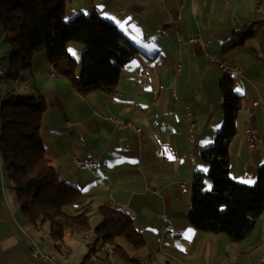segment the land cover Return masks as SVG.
I'll list each match as a JSON object with an SVG mask.
<instances>
[{
    "label": "crops",
    "instance_id": "1",
    "mask_svg": "<svg viewBox=\"0 0 264 264\" xmlns=\"http://www.w3.org/2000/svg\"><path fill=\"white\" fill-rule=\"evenodd\" d=\"M91 12L115 25L136 50L111 93L78 94L67 79L50 75L44 51L34 54L23 80L6 79L10 59L6 65L1 60L13 47L0 30V84H12L6 93L43 97L40 139L58 178L91 196L95 214L106 207L132 218L144 246L134 250L123 240L117 244L138 264H264V209L250 235L236 243L225 234L197 231L187 220L194 181L200 177L205 190L211 187L202 152L223 121L221 62L240 72L230 77L242 98L228 146L229 176L254 184L264 161V0H164L163 5L158 0H65L66 19ZM237 32L252 33L239 47L225 49ZM83 49L80 43L67 45L77 75ZM108 116L132 128L116 130ZM246 128L255 138L253 148ZM74 159L90 163L77 165ZM26 236L54 262L32 260ZM91 243L68 234L54 244L37 233L21 212L0 158V264H130L122 252L100 244L85 258Z\"/></svg>",
    "mask_w": 264,
    "mask_h": 264
},
{
    "label": "trees",
    "instance_id": "2",
    "mask_svg": "<svg viewBox=\"0 0 264 264\" xmlns=\"http://www.w3.org/2000/svg\"><path fill=\"white\" fill-rule=\"evenodd\" d=\"M0 30L13 47L6 79L23 80L32 67L34 54L44 51L55 74L67 79L80 95L111 93L122 66L136 54L116 26L94 12L67 20L65 0H0ZM251 33H235L225 49L239 47ZM70 42L84 47L78 75L77 62L67 51ZM230 76H225L219 86L222 124L212 145L202 152L211 190L204 189L200 177L194 181L187 220L197 231L225 234L236 243L250 235L263 212L264 161L258 166L254 184H239L229 176L228 146L236 133L242 103ZM2 97L0 158L22 214L37 233L54 244L63 243L68 234L91 231V196L61 181L42 148L40 122L46 109L43 97L11 92ZM96 214L102 222L92 230L95 241L89 244L85 258L97 244L124 255L118 240L134 250L144 246L129 215L106 207H100ZM126 258L130 264H138L127 255Z\"/></svg>",
    "mask_w": 264,
    "mask_h": 264
},
{
    "label": "built area",
    "instance_id": "3",
    "mask_svg": "<svg viewBox=\"0 0 264 264\" xmlns=\"http://www.w3.org/2000/svg\"><path fill=\"white\" fill-rule=\"evenodd\" d=\"M163 1L164 0H158V2L161 5H163ZM225 1H228V0H225ZM257 9H259V6H257ZM173 25L175 26L176 34L179 35V31H180L179 22L174 21ZM189 41L191 43H194V42H196V39L193 38V39H190ZM177 67H178V73H179L180 72V66L177 65ZM219 68L223 72V74L224 73H232V74L233 73H240L237 68L229 67L225 62H221L219 64ZM50 75L53 76V71L50 72ZM142 84H144V79H143ZM172 95L174 96L175 94H172ZM190 115H191L190 112H187V116L190 117ZM106 121L110 122L116 130H127L129 128H132V124L130 122L125 121V120H123L121 118H117L115 116H108L106 118ZM193 128H194V124L190 123V129H193ZM249 129L250 128H246L245 129V131H246V141H247L248 147L249 148H253L254 147V143H252L250 141ZM135 132H137V129H135ZM189 138H190V141L192 142L193 135L192 134L189 135ZM74 162L77 165H81L83 163H90L89 161L82 162V161H79L77 159H74ZM179 186H180L181 191L185 192V186H184L183 182H181ZM154 192H156V191H154ZM163 233H164L165 237H169L170 236V233L168 231H164ZM88 240H92V236H90L88 238ZM24 241H25V244L27 246V252H28V254H29V256H30V258L32 260H43V261L54 262V260H52L51 257L48 256V254H43V253L40 252L38 246L36 245L34 240H32L30 237L26 236ZM223 264H227V263H223Z\"/></svg>",
    "mask_w": 264,
    "mask_h": 264
},
{
    "label": "rangeland",
    "instance_id": "4",
    "mask_svg": "<svg viewBox=\"0 0 264 264\" xmlns=\"http://www.w3.org/2000/svg\"><path fill=\"white\" fill-rule=\"evenodd\" d=\"M75 16H73V17H71V18H68L67 20H70V19H72V18H74ZM12 54V53H11ZM11 54H9L8 55V57H7V59H3V60H1V62L3 63V64H8V62H9V59H10V56H11ZM12 87V84L10 83V82H8V83H1L0 84V93H2V94H5L6 93V88H11ZM1 94V95H2ZM25 94V93H24ZM211 190V187L209 188V190L208 191H210ZM93 213V215L90 217V219H89V228H90V230L92 231L95 227H97L101 222H102V217L100 216V215H97V214H95V212H92Z\"/></svg>",
    "mask_w": 264,
    "mask_h": 264
},
{
    "label": "bare ground",
    "instance_id": "5",
    "mask_svg": "<svg viewBox=\"0 0 264 264\" xmlns=\"http://www.w3.org/2000/svg\"><path fill=\"white\" fill-rule=\"evenodd\" d=\"M233 68H234V67H233ZM51 71H53V70L51 69ZM175 72L178 74V67H177V66H176V68H175ZM231 74H232V73H224L225 76H229V75H231ZM55 75H56V74H55V72L53 71V76H55ZM172 94H175V93L172 92ZM2 105H3V97H2V95H1V93H0V109H1ZM117 118H118V117H117ZM137 132H139L138 129H137ZM244 133H245V137H246V131H245ZM249 138H250V141H251L252 143H254L255 138H254V136H253V134H252V132H251L250 129H249ZM75 235L78 236L79 238H81V239H85V240H88V238H89L90 236H92V241H95V236H94L93 234H90L89 232H80V233H76ZM32 240H33V239H32ZM100 246H101V248H102L103 250H108L107 247H106L105 245L100 244ZM48 256L51 257L52 260H54V257H53L52 255L48 254Z\"/></svg>",
    "mask_w": 264,
    "mask_h": 264
},
{
    "label": "snow or ice",
    "instance_id": "6",
    "mask_svg": "<svg viewBox=\"0 0 264 264\" xmlns=\"http://www.w3.org/2000/svg\"><path fill=\"white\" fill-rule=\"evenodd\" d=\"M119 23V22H118ZM120 26L123 28L124 27V25L123 24H120ZM238 91H239V89H238Z\"/></svg>",
    "mask_w": 264,
    "mask_h": 264
}]
</instances>
